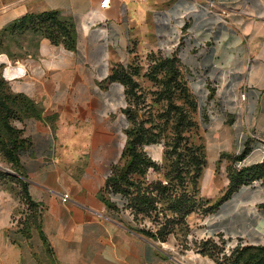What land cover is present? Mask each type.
Here are the masks:
<instances>
[{
  "label": "crops",
  "instance_id": "obj_1",
  "mask_svg": "<svg viewBox=\"0 0 264 264\" xmlns=\"http://www.w3.org/2000/svg\"><path fill=\"white\" fill-rule=\"evenodd\" d=\"M52 10L72 18L75 49L37 36L3 50L12 22ZM151 51L177 59L200 102L198 198L213 208L186 216L187 239L264 246V177L228 192L234 171L264 162V0H0V74L40 109L15 121L36 207L13 226L19 203L0 197V264H217L147 240L104 200L124 93L108 76Z\"/></svg>",
  "mask_w": 264,
  "mask_h": 264
},
{
  "label": "rangeland",
  "instance_id": "obj_2",
  "mask_svg": "<svg viewBox=\"0 0 264 264\" xmlns=\"http://www.w3.org/2000/svg\"><path fill=\"white\" fill-rule=\"evenodd\" d=\"M63 17L65 21H68L66 19L68 16L63 15ZM36 39L37 35L28 30L17 32L12 36L7 33L6 37L2 39V48L7 52L12 51L23 54L33 50ZM168 58L170 57L166 53L161 54L158 51H151L145 57L135 55L129 63L124 65V71L132 76L137 85L135 87V95L127 97L125 93L121 94V108L123 109L126 106L131 107L133 109L131 122L142 123L144 128L155 135V143H144L138 146V150L145 153L155 165L152 164L136 171H128L131 157L126 146L127 136L125 130L131 127V122L128 121L125 113L118 111L117 114L121 117L119 131L117 132L119 137L115 144L114 159L109 168L108 176L113 167L115 176L123 175L126 179L135 183L139 182L140 187L127 185V182L120 179L116 187L111 183L105 188L104 192L109 203L113 206L114 213H117L118 216H122L124 219L128 217V225L131 229L142 228L147 231H153L164 227L166 223L167 228L162 231L163 238L160 241H154L151 238L145 237L147 240L157 243L162 247L178 246V251L180 252L183 249L189 248L214 260L217 264H229L228 259L233 257L235 248L246 245H234L233 243H224L221 240L216 241L214 239L190 241L187 239L188 232L186 233V228L187 226L189 227V224L185 216L181 218L179 214L171 213L166 209V203L163 200H160L157 203L156 210L149 214L138 213L136 215H134L128 200L134 193H141L145 189L152 187L151 183L156 180L168 185L170 191L172 190L174 194L180 195L185 193L193 197V190H195L192 181V175H194L193 167L189 163L186 165L187 159L184 157L186 153L184 150L194 144L191 141L194 129L191 130L192 132L185 131L183 133L186 138H182L176 152H169L172 148V124L175 119V105L185 108L189 103V98L191 99V95L190 97L189 94L187 96V93L183 92L181 87L175 86L173 81L165 84L170 72L166 68L160 69L157 65L162 59ZM0 77L5 80L1 74ZM5 81L6 83L2 86V93L8 94L10 93V85L7 80ZM124 90L125 87L123 88ZM189 92L193 96L192 102L197 105L194 112H197L200 102L190 89ZM0 95L3 97V94L0 93ZM206 96L208 95L205 94ZM192 112L191 116L193 117ZM2 114H4V111L0 108V115ZM16 120L19 121L18 119L12 120L10 115L7 116L6 122L0 119V197L9 202L13 200L15 203H19L12 214L13 226L18 225V223H24L25 217H29L34 213L25 200L21 189L20 176L16 173L14 165L6 154V142L9 139L10 133H12L10 128L17 127L15 125ZM194 145L196 146L197 144ZM180 151L183 153L181 156L182 165L189 169L188 172H183V180L178 182V179L175 177L171 179L174 175V171H172L174 164L172 161L177 159V154ZM123 182L125 185H123ZM123 189L129 191V193L125 194ZM197 208H199V205L194 210L201 212Z\"/></svg>",
  "mask_w": 264,
  "mask_h": 264
},
{
  "label": "trees",
  "instance_id": "obj_3",
  "mask_svg": "<svg viewBox=\"0 0 264 264\" xmlns=\"http://www.w3.org/2000/svg\"><path fill=\"white\" fill-rule=\"evenodd\" d=\"M66 19L68 21H65L63 15L56 10L45 11L41 13H28L12 22L7 28H5V31L9 33H17L28 30L37 36L49 39L53 44H62L67 49L73 50L76 46L75 25L71 17ZM157 66L160 69L166 68L170 72L169 77L166 78L165 84L173 81L175 86L181 87L182 91L187 93V96L188 94L189 97L191 95V99L189 98V103L187 106H185V108L175 105V119L173 120L172 124V148L169 152H176L181 144L182 138H186L183 133L185 131L192 132L191 130L194 129L192 132L193 135L191 137V141L197 145L195 146L193 144L186 148L184 150L186 152L184 157L187 159L186 165L189 163L193 167L194 175H192V181L194 183L195 190H193V197L192 195L189 196L185 193L180 195L176 193L174 194L172 190L170 191L168 185L156 180L151 183L152 187L145 189V191L141 193H134V195H131L128 200L130 202L131 208L133 209L134 215L138 213L149 214L150 212L156 210L157 203L160 202V200H163L166 203V209H168L171 213H176L179 214L181 218H183V216L186 218L190 212L195 211L194 209L197 205H199V208L197 209H199L201 212H208L213 208V206L203 208L201 206L202 201L198 198V179L205 162V155L202 143H198L193 140V137L198 134V124L195 119L197 112H194V109H196L195 107H197V105L192 102L193 96L189 92L187 81L183 77L175 57L162 59ZM124 70V67L120 65L115 67L109 74L108 79L110 81L120 82L125 87V95L130 97V95H135V87L137 84L132 79V76ZM5 83L6 81L0 77V93L3 94V97L0 95V108L4 111V114L0 115V119L6 122L7 116L9 115L12 120H22L26 116L39 117L40 109L27 96L20 93H13L11 89L10 93L8 94L2 93V86ZM122 111L125 113L128 121L131 122L133 109L129 106H126L122 109ZM191 112L194 118L191 116ZM143 126L144 125L142 123L137 124L131 122V127L125 130L127 136L126 146L131 157L128 165V171H136L152 164L155 165V163L152 162L150 158L145 155V153L138 150L139 145L144 143H155L156 141L155 135L151 134V132H149V130ZM10 129L12 133H10L9 139L6 142V154L14 165L16 173L20 176L19 179L21 183V189L24 193L26 202L28 206L34 210L36 204L31 200L28 194V183L25 180L24 175H22L20 172L18 159L19 151L25 144L26 139L22 135V130L18 127H12ZM182 154V151L178 152L176 157L177 159L172 161L174 164V167L172 166L174 175L171 177V179L175 177L178 179V182L183 180V172L186 173V171L188 172L189 169L182 165ZM113 169L114 168L112 167L111 173L109 176H107L102 188L104 200L111 209H113V206L109 203L104 192L105 188H107L111 183H113V186L116 187L118 185V181L121 179L127 182V185L140 187L139 182L135 183L134 181L126 179L123 175L115 176ZM260 177H264V162L234 171L231 174L228 192H231L233 188H235L241 181L248 182L254 178ZM123 185H125L124 182ZM123 191L125 194L129 193V191L126 189H123ZM195 194L196 196H194ZM33 221L34 219H32V222ZM166 228L167 227L165 223L164 227L153 231H147L142 228L133 230L144 237L151 238L154 241H160L163 238L162 231L166 230ZM188 231L189 227L187 226L186 233ZM228 260L229 264H264V246L246 245L237 247L233 252V257Z\"/></svg>",
  "mask_w": 264,
  "mask_h": 264
},
{
  "label": "built area",
  "instance_id": "obj_4",
  "mask_svg": "<svg viewBox=\"0 0 264 264\" xmlns=\"http://www.w3.org/2000/svg\"><path fill=\"white\" fill-rule=\"evenodd\" d=\"M105 5H107V2H106V1H103V2L101 3V6L104 7ZM241 96L243 97L244 94H242ZM61 199H62L63 201H66V200L68 199V194H66V193H65V194H62V195H61Z\"/></svg>",
  "mask_w": 264,
  "mask_h": 264
}]
</instances>
